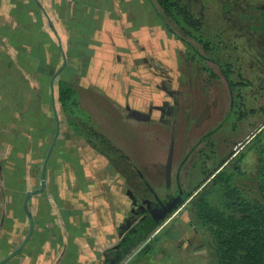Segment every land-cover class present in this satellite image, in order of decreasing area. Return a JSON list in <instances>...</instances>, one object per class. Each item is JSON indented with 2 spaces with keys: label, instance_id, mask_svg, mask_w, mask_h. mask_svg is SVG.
Here are the masks:
<instances>
[{
  "label": "crops",
  "instance_id": "crops-1",
  "mask_svg": "<svg viewBox=\"0 0 264 264\" xmlns=\"http://www.w3.org/2000/svg\"><path fill=\"white\" fill-rule=\"evenodd\" d=\"M165 34L146 0H0V260L23 241L24 195L44 180L27 203L31 235L4 264H206L203 247L186 249L199 230L177 219L185 205L150 219L57 101L64 81L131 116L148 102L171 115L180 49Z\"/></svg>",
  "mask_w": 264,
  "mask_h": 264
},
{
  "label": "rangeland",
  "instance_id": "rangeland-1",
  "mask_svg": "<svg viewBox=\"0 0 264 264\" xmlns=\"http://www.w3.org/2000/svg\"><path fill=\"white\" fill-rule=\"evenodd\" d=\"M183 2L201 21L203 29L200 34H194L195 39L184 41L162 25L165 35L178 43L176 48L179 46L180 49L177 57L179 55L181 74L178 85L181 86V93L176 107L171 110L173 114L168 116V107H153L148 102L146 111L140 110L143 114L131 111L133 119L129 117V112L123 111L127 104L113 107L118 111L106 105L95 108V104L87 103L93 100L95 94L79 90L82 93L78 97L81 98L83 121L90 119L84 124L77 117H72L70 106V121L83 135L84 146L88 145L112 164L122 177L126 195L131 198L135 194L140 198L139 202H145V211L152 220L160 217L156 212L170 215L182 205L185 206L177 214V219L188 215L189 203L197 198L196 194L204 186L203 195L211 206L219 209L234 204L239 194L256 198L258 193L253 187L256 180L263 183L264 192V139L259 144L251 143L264 131V74L259 72H264V14L261 19L256 17L264 2ZM202 45L208 50H203ZM239 82H244L246 86L239 85ZM142 86L149 87L147 90L142 87L145 92L149 90L146 92L148 100L156 97L157 93L151 91V84ZM165 91L170 93L167 89ZM95 109L99 110L95 112ZM112 124H119L120 127L114 129ZM171 143L173 159L167 186L164 167ZM235 146L239 148L234 150ZM256 151L262 153L258 155ZM242 153L246 155V160L241 163V171L232 172L227 163ZM222 169L228 170L231 182L209 189V182ZM177 177L184 198L178 195ZM143 225L140 228L146 229V223ZM176 229L178 232L183 230L182 227ZM255 229V234H263L259 226ZM190 232L189 239L186 238L189 241L186 249L198 244L197 247H203L197 253L198 257L205 258L206 264H215L210 236L200 230ZM190 258L193 259L192 256Z\"/></svg>",
  "mask_w": 264,
  "mask_h": 264
},
{
  "label": "trees",
  "instance_id": "trees-1",
  "mask_svg": "<svg viewBox=\"0 0 264 264\" xmlns=\"http://www.w3.org/2000/svg\"><path fill=\"white\" fill-rule=\"evenodd\" d=\"M146 1L149 3L151 8H153L162 25L168 26L173 35L182 38L185 41V39L193 40L195 39L193 38L194 34L201 33L203 29L201 21L191 13L189 8H187V5L184 4L183 0ZM262 1L264 2V0ZM263 14L264 11L258 10V15H256V17L261 19L263 18ZM176 19L179 21H176ZM193 42L195 45H197V42ZM201 48H203V50H208L205 45H202ZM221 48L225 47L221 46ZM77 89L78 88H75L71 84L67 85V83L64 81H59L57 101L60 104L61 109L68 116H71L70 111L72 110V117H77L85 124V122L89 121L90 119L86 118V121H83L82 107H80L79 102L81 98L78 97V95L81 93H79V89L78 91ZM87 103L95 104V108L106 105V107H110L112 110L118 111L117 109L113 108L115 106L109 100L104 99L100 95H94L93 100H88ZM70 106H72L71 110ZM98 110L99 109H95V112ZM123 111L128 114L127 111ZM129 117L133 118L132 116ZM123 120L125 123H127L125 118ZM91 124L94 125L92 122ZM122 125L126 126L124 123ZM75 126L77 127V125ZM113 127L116 129L120 126L119 124H115ZM77 134L83 138V135L79 130ZM263 139L264 131L259 133V136L256 137L251 143L252 145L259 144L263 141ZM110 143L115 151L118 154H121L120 151L112 144V142ZM256 152L258 155L262 153V151ZM245 156L246 155L243 153L239 156H235L233 160L227 163L226 166L230 165L229 169H231L232 172H240L242 166L241 163L246 160ZM125 157L126 156H124V158ZM125 159L128 160L127 157ZM227 171L228 170L226 169L219 171L213 180L209 182V185H211L209 189H217L218 187L220 188L221 185H228L232 178L227 173ZM205 187L206 186H204L203 189H201V191L196 194L195 197L197 198L189 203L187 213L190 218L191 225H194L198 230L205 232L208 234V236H210L215 257V264H264L263 183L260 180L254 181L253 187L256 188V192L258 193L256 198L251 199L242 197L239 194L234 204L231 206L226 205L221 209L210 205L209 201L205 198V195H203L206 189ZM255 226H259L261 228V231L263 232L262 235H258L257 233L255 234ZM150 229V226L146 227L145 232L147 233Z\"/></svg>",
  "mask_w": 264,
  "mask_h": 264
},
{
  "label": "water",
  "instance_id": "water-1",
  "mask_svg": "<svg viewBox=\"0 0 264 264\" xmlns=\"http://www.w3.org/2000/svg\"><path fill=\"white\" fill-rule=\"evenodd\" d=\"M164 28L166 30H170L168 28V26H164ZM236 148H239V146H235L234 150ZM167 154L168 155H167V159H166V162H165L164 175H165L166 185L168 186L169 185V181H170V177H171L170 173H171V164H172V159H173L172 143L169 146V150H168ZM135 172L137 173V175H139V177L142 178V176L137 172V170ZM176 185H177L178 195H180L182 198H184L183 197L184 195L180 191V185L178 183V178H177ZM43 188H44V180H43V177L41 176V180L39 182V188L37 190L33 191V192H26L25 193L21 208H22V210H23V212H24V214L26 216L27 222H28V229H27L26 235L24 236L23 241L21 242V244L17 248H15L11 253L7 254L4 258H2L0 260V264L6 263L11 258H13L18 252H20V250L24 247L25 243L27 242L28 238L30 237L31 232L33 230V223H32V217L27 211V203H28V200H29L30 197L40 194L43 191ZM167 209L169 210L170 208H167Z\"/></svg>",
  "mask_w": 264,
  "mask_h": 264
},
{
  "label": "flooded vegetation",
  "instance_id": "flooded-vegetation-1",
  "mask_svg": "<svg viewBox=\"0 0 264 264\" xmlns=\"http://www.w3.org/2000/svg\"><path fill=\"white\" fill-rule=\"evenodd\" d=\"M260 10L264 11V7L260 8ZM259 66H260V69H262L260 64H259ZM259 72H260V73L262 72V73L264 74V72L261 71V70H259ZM224 77H226V76L224 75ZM238 84L241 85V86H243V87L246 86V84H245L244 82H243V83H242V82H239ZM241 86H237V87H241ZM179 170H180V169H179ZM177 178H178V177H177ZM178 183H179V180H178Z\"/></svg>",
  "mask_w": 264,
  "mask_h": 264
}]
</instances>
